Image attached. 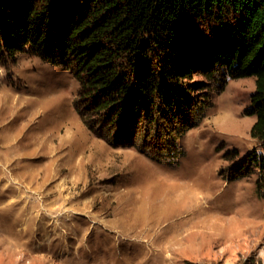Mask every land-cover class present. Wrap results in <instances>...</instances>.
Masks as SVG:
<instances>
[{
    "label": "rangeland",
    "instance_id": "rangeland-1",
    "mask_svg": "<svg viewBox=\"0 0 264 264\" xmlns=\"http://www.w3.org/2000/svg\"><path fill=\"white\" fill-rule=\"evenodd\" d=\"M78 89L62 65L0 60V264H264V195L243 163L259 147L253 76L197 93L176 150L131 145L126 125L110 143L75 110Z\"/></svg>",
    "mask_w": 264,
    "mask_h": 264
},
{
    "label": "trees",
    "instance_id": "trees-1",
    "mask_svg": "<svg viewBox=\"0 0 264 264\" xmlns=\"http://www.w3.org/2000/svg\"><path fill=\"white\" fill-rule=\"evenodd\" d=\"M22 53L70 71L75 110L110 143L126 125L129 144L174 150L197 93L253 76L246 113L259 147L243 163L264 195V0H0V60ZM194 72L207 82L187 83Z\"/></svg>",
    "mask_w": 264,
    "mask_h": 264
},
{
    "label": "bare ground",
    "instance_id": "bare-ground-1",
    "mask_svg": "<svg viewBox=\"0 0 264 264\" xmlns=\"http://www.w3.org/2000/svg\"><path fill=\"white\" fill-rule=\"evenodd\" d=\"M36 205L35 204H32V205H30L29 203H24V205H23V207L21 208V210H18V217H17V219H19V222L18 223H21V222H23V221H27L28 219H29V217H27L26 215H27V213L29 212H32V210L34 211V207H35ZM61 215V214H60ZM35 216V215H34ZM24 229H25V227H24Z\"/></svg>",
    "mask_w": 264,
    "mask_h": 264
}]
</instances>
